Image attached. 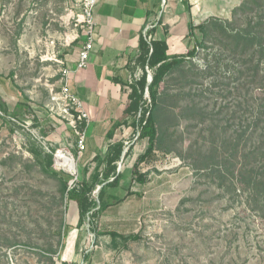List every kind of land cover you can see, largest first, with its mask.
Listing matches in <instances>:
<instances>
[{"label": "rangeland", "instance_id": "rangeland-1", "mask_svg": "<svg viewBox=\"0 0 264 264\" xmlns=\"http://www.w3.org/2000/svg\"><path fill=\"white\" fill-rule=\"evenodd\" d=\"M81 8L82 0H0V98L10 112L18 102L32 109L31 116L7 118L15 132L0 118V264H264V197L254 201L234 185L231 171L241 167L242 145L236 158L227 149L260 95L246 88L243 55L232 57L221 34L264 29V0H242L230 20L210 22L203 49L166 78L156 116L159 139L140 166L146 182H132L131 158L147 147L134 132L124 146L120 184L106 193L123 198L136 188L138 195L102 213L92 234L87 223L77 226L76 204L35 162L24 138L30 134L51 153L55 167L72 178L69 188L83 179L66 142L47 139L51 129L69 131L52 98L65 58L84 39ZM48 114L55 128L46 123ZM33 117L44 123L42 131L32 126ZM58 151L73 159L74 173L57 165ZM108 231L139 239L125 248L118 239L114 247Z\"/></svg>", "mask_w": 264, "mask_h": 264}, {"label": "crops", "instance_id": "crops-1", "mask_svg": "<svg viewBox=\"0 0 264 264\" xmlns=\"http://www.w3.org/2000/svg\"><path fill=\"white\" fill-rule=\"evenodd\" d=\"M241 2L242 0H99L93 10L95 36L87 67L77 68L78 53L84 39L80 47L65 58L66 69L69 71V90L82 101L89 114V121L85 125V148L81 155L77 154L75 137L69 121L64 117L62 118L68 121L69 131L51 129L47 133V139L58 143L65 141L67 152L75 157L81 173L87 170L86 176L94 171L98 162H101V171L108 150L116 143H122L124 150L129 137L136 132L134 123L139 121L135 118L136 115L126 118L123 115L129 102L131 85H135L143 75V67L138 62L142 40L164 41L171 59L186 57L201 41L199 26L216 19L230 20L232 11ZM48 116L46 123L51 120L50 124L55 128V116ZM43 125L39 123L40 131L44 128ZM142 153L131 158L130 166H133ZM120 159L121 156L114 165L117 166ZM142 165L145 162L139 165L140 173L144 174V169H140ZM135 185L143 186L138 183ZM130 192L133 195L128 197L138 195L136 188H131Z\"/></svg>", "mask_w": 264, "mask_h": 264}, {"label": "trees", "instance_id": "trees-1", "mask_svg": "<svg viewBox=\"0 0 264 264\" xmlns=\"http://www.w3.org/2000/svg\"><path fill=\"white\" fill-rule=\"evenodd\" d=\"M237 9L232 11V16L235 15ZM210 22L219 21L211 20L199 26L202 35L201 41L188 52L186 57L171 59L167 54V46L164 41L143 39L141 42V54L138 57V62L143 67V75L135 85H131L129 102L125 107L123 115V118H126L129 115H136L141 110V118L134 123V129L138 135V140H147L145 151L136 158L132 166V182L138 184L146 182V175L140 173L139 165L152 155L159 139L156 116L160 110V95L165 80L184 64L193 60L197 56L199 48L203 49V43L208 36ZM213 24L217 28H222L219 24ZM259 26L263 27L262 24L257 25V27ZM224 29L223 27L222 30L224 31ZM249 30L245 29L243 33H221L226 38L225 40L228 41L224 46L230 51L229 54L232 57H241L243 55V60H240L239 63L243 69L240 74L247 79L246 88H250L252 85V87L259 91L260 95L256 108L246 119L247 124L244 130L237 135V138L232 139L233 142L227 149L232 152L231 158H236L239 146L242 145L240 155L241 167L238 170L233 167V171H231L236 181L234 185L238 184L243 192H248L250 197L258 202L264 197V29L261 28L257 33H248ZM146 67L152 71L148 86ZM1 78L2 76L0 75V82L4 85V81ZM146 89L149 93L148 99L144 97ZM246 93L248 94L249 90ZM249 100L250 97L247 99V102ZM31 115L32 109L27 103L18 102L10 112L6 103L0 98V118L9 127L10 132H15L18 127L7 118L16 120ZM32 121V126L38 127L36 117H33ZM24 138L27 142V151L33 156L35 162L41 166L44 172L60 180L63 194L66 195L67 201H72L77 206V226L81 227L87 223L89 234L96 232L97 220L102 213L111 206L124 201L126 196L133 195V193L128 191L125 197L118 198L108 196L106 193L108 188H117L122 179V174L117 172V166L114 165L119 160L123 151L122 143H116L108 150L105 157V165L101 171H99L101 162H98L88 179H85L87 173L85 169L83 171V179L78 181L72 188H69L68 185L72 178L55 167L51 153H47L38 145L30 134H25ZM99 187L100 190L94 194V191ZM69 229H72V227H65L66 231L64 234ZM105 234L111 237L114 247L117 246L118 239L124 248L129 242L139 239L138 235H123L114 231H108ZM65 236H63L61 248L66 245ZM61 264L71 263L62 261Z\"/></svg>", "mask_w": 264, "mask_h": 264}, {"label": "built area", "instance_id": "built-area-1", "mask_svg": "<svg viewBox=\"0 0 264 264\" xmlns=\"http://www.w3.org/2000/svg\"><path fill=\"white\" fill-rule=\"evenodd\" d=\"M99 0H82V24L84 26V42L78 53V69H84L88 64L89 53L93 48L95 22L93 20V10ZM147 80L151 77V70L146 67ZM69 71H62V85L57 97L52 98L58 102L62 117L66 118L71 126L76 138L75 147L77 154L81 155L85 148V125L89 121V114L85 111L82 101L69 90L68 87ZM137 120L141 118V110L136 114ZM127 144V143H126Z\"/></svg>", "mask_w": 264, "mask_h": 264}, {"label": "bare ground", "instance_id": "bare-ground-1", "mask_svg": "<svg viewBox=\"0 0 264 264\" xmlns=\"http://www.w3.org/2000/svg\"><path fill=\"white\" fill-rule=\"evenodd\" d=\"M55 160H56L57 165H59L65 171L70 172V173L75 172L76 170L75 163L73 159L65 152L58 151L55 154Z\"/></svg>", "mask_w": 264, "mask_h": 264}, {"label": "water", "instance_id": "water-1", "mask_svg": "<svg viewBox=\"0 0 264 264\" xmlns=\"http://www.w3.org/2000/svg\"><path fill=\"white\" fill-rule=\"evenodd\" d=\"M150 80H151V77L147 80V86H148ZM144 97H145L146 99H148V97H149V93H148L147 89H146V91H145ZM125 150H126V149L123 150L122 155H121V159H120V161H119L118 164H117V172L120 171V167H121V164H122V160H123V158H124V156H125V152H126ZM99 190H100V187L97 188V189L95 190V193H97Z\"/></svg>", "mask_w": 264, "mask_h": 264}]
</instances>
